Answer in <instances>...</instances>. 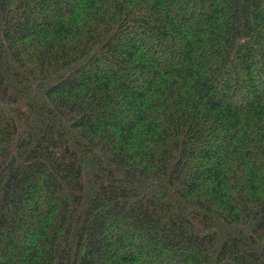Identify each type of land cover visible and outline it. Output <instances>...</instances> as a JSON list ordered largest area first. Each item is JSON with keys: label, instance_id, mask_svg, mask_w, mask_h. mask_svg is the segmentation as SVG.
<instances>
[{"label": "trees", "instance_id": "16d2710c", "mask_svg": "<svg viewBox=\"0 0 264 264\" xmlns=\"http://www.w3.org/2000/svg\"><path fill=\"white\" fill-rule=\"evenodd\" d=\"M0 264H264V0H0Z\"/></svg>", "mask_w": 264, "mask_h": 264}]
</instances>
